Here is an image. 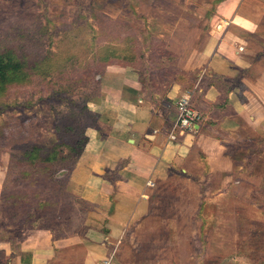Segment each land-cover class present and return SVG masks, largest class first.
<instances>
[{"label": "rangeland", "instance_id": "obj_1", "mask_svg": "<svg viewBox=\"0 0 264 264\" xmlns=\"http://www.w3.org/2000/svg\"><path fill=\"white\" fill-rule=\"evenodd\" d=\"M237 6L244 15L264 13V0H0V62L11 66L0 83V235L15 236L28 224L56 226L55 206L68 202L67 180L59 177L72 168L71 159L80 157L87 128L98 123L93 104L102 99L99 80L108 63L136 71L153 100L165 97L177 81L195 94L212 83L213 75L222 81L224 107L212 110L206 122L216 126L231 115L230 92H242L245 85L206 68L222 39L216 32L230 28ZM237 29L232 27L229 43L248 48L243 56L262 62L264 29L253 39ZM259 65L250 77L258 76L264 67ZM246 137V130L235 133L228 152L240 167L251 151L250 163H244L251 170L243 172V182L254 187L251 201L264 214V157L254 136L251 147ZM50 154L57 162L43 161ZM176 180L166 185L170 192L158 195L155 208L158 219L172 218L170 232L160 225L153 246L169 253L170 264H218L234 249L232 240L242 237L239 250L262 260V222L251 220L245 208L239 226L225 209L215 218L214 208L202 203L205 194H199L207 181ZM191 236L204 247H196ZM213 236L220 238V247L209 241ZM178 251L196 258L177 259Z\"/></svg>", "mask_w": 264, "mask_h": 264}, {"label": "crops", "instance_id": "obj_2", "mask_svg": "<svg viewBox=\"0 0 264 264\" xmlns=\"http://www.w3.org/2000/svg\"><path fill=\"white\" fill-rule=\"evenodd\" d=\"M243 13L237 6L230 28L216 32L222 39L206 68L224 80L245 85L242 92H230L232 114L216 126L206 122L212 118V110L220 108H214L222 93V81L216 79L218 84L210 83L206 90L198 87L193 96L203 118L196 132L180 133L175 129V102L186 92L180 82H175L165 97L154 96L153 100L136 71L120 64L107 66L99 80L102 99L93 104V111L100 115L98 123L87 128V143L78 161L59 177L67 180V206H55V227L28 224L15 236L0 235V264H98L114 250L116 264H170L168 252L154 249L158 242L154 234L160 225L170 232L172 218L158 219L155 208L158 195L170 192L166 185L176 179L197 180L199 184L207 181L199 194H205L202 203L214 208L215 218L225 209L239 226V214L245 208L251 220L264 224L262 210L251 201L254 187L243 182V172L251 170L250 165L244 166L250 163L251 151L240 167L228 152L233 135L246 130L247 147L254 136L259 156L264 157V67L258 76L250 77L252 68L264 66V60L247 59L242 52L249 55V49L228 40L236 26L247 35L245 39L263 33L264 13ZM167 102L170 105L166 106ZM217 179L221 182L216 185ZM190 239L199 249L204 247L202 241ZM209 241L222 245L215 236ZM242 241L243 237L232 240L234 249L218 264H264V256L257 262L252 252L239 250ZM166 243L170 244V236ZM176 258L196 256L178 251Z\"/></svg>", "mask_w": 264, "mask_h": 264}, {"label": "built area", "instance_id": "obj_3", "mask_svg": "<svg viewBox=\"0 0 264 264\" xmlns=\"http://www.w3.org/2000/svg\"><path fill=\"white\" fill-rule=\"evenodd\" d=\"M241 50H243L241 48ZM194 91H187L182 94L175 103L177 109V123L175 129L180 133H195L203 118L198 112L193 102ZM149 186L153 187L154 183L149 182ZM116 250H114L109 257L102 260L98 264H116L115 263Z\"/></svg>", "mask_w": 264, "mask_h": 264}, {"label": "trees", "instance_id": "obj_4", "mask_svg": "<svg viewBox=\"0 0 264 264\" xmlns=\"http://www.w3.org/2000/svg\"><path fill=\"white\" fill-rule=\"evenodd\" d=\"M113 64H118V63H114L113 61L111 62V63H108L107 64V66H109V65H113ZM121 65V64H120ZM123 66V65H122ZM11 66H10V64L8 65V64H6V63H4V61H2V62H0V83L1 82H3L4 80H5V75H6V71H7V69H9ZM142 81V80H141ZM211 82H212V84H216L217 83V81H216V78H212V80H211ZM142 83H143V85H144V82L142 81ZM211 84V85H212ZM210 84H208V86H209ZM207 86V87H208ZM202 87V86H201ZM207 87H205L204 89L206 90L207 89ZM203 88V87H202ZM217 108V107H220V108H223L224 107V105H223V103H220V100H219V103L218 104H216L215 106H214V108ZM85 144H84V147H85V145H86V143H87V138H86V140H85V142H84ZM84 147H83V149H84ZM37 149V148H36ZM37 150H39V149H37ZM33 151H35V149L33 150ZM83 151V150H82ZM82 154V153H81ZM81 154L79 155V156H81ZM52 155H54L53 153H52ZM51 154L47 157V158H44L43 159V161H45V163L46 162H50V163H55V162H57L56 160V158L57 157H54V156H52ZM78 157V156H77ZM76 157V160L74 159V160H70V161H72L73 162V165H72V167L75 165V163L78 161V159H79V157L77 158Z\"/></svg>", "mask_w": 264, "mask_h": 264}]
</instances>
